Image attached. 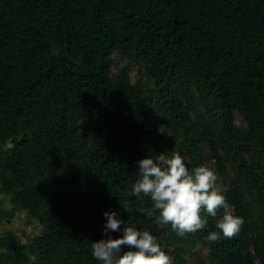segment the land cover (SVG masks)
<instances>
[{
    "label": "trees",
    "instance_id": "1",
    "mask_svg": "<svg viewBox=\"0 0 264 264\" xmlns=\"http://www.w3.org/2000/svg\"><path fill=\"white\" fill-rule=\"evenodd\" d=\"M0 196V264H264V0H0Z\"/></svg>",
    "mask_w": 264,
    "mask_h": 264
},
{
    "label": "rangeland",
    "instance_id": "2",
    "mask_svg": "<svg viewBox=\"0 0 264 264\" xmlns=\"http://www.w3.org/2000/svg\"><path fill=\"white\" fill-rule=\"evenodd\" d=\"M114 62L112 66L113 75L118 73L123 65L127 64V60L119 55H114ZM139 65L136 62H131L129 64V77L131 82H135L137 80ZM142 84L146 90L149 92L153 91L154 85L153 80L149 77L148 73L145 71L142 72ZM235 123L237 126H241V118L239 116L235 117ZM205 175L208 182L211 184L212 192L215 191V188L218 189L220 186V179L216 176L217 172L214 169V166L211 163H207L205 167ZM0 206L5 210H10L12 208L11 200L8 196L2 197L0 196ZM6 231H11L17 234L21 239V244H27L30 237L36 235L40 231V226L38 223L29 220L26 218L24 214H17L11 219H4L0 224V235H2ZM202 254L205 256L207 254V250L203 249ZM32 258L27 259V264H32Z\"/></svg>",
    "mask_w": 264,
    "mask_h": 264
}]
</instances>
